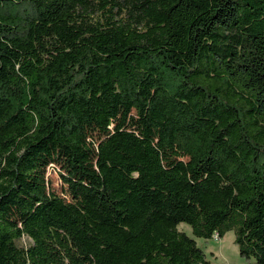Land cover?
Here are the masks:
<instances>
[{"label": "trees", "instance_id": "trees-1", "mask_svg": "<svg viewBox=\"0 0 264 264\" xmlns=\"http://www.w3.org/2000/svg\"><path fill=\"white\" fill-rule=\"evenodd\" d=\"M181 224L264 264V0H0V264H212Z\"/></svg>", "mask_w": 264, "mask_h": 264}, {"label": "rangeland", "instance_id": "rangeland-1", "mask_svg": "<svg viewBox=\"0 0 264 264\" xmlns=\"http://www.w3.org/2000/svg\"><path fill=\"white\" fill-rule=\"evenodd\" d=\"M47 179L50 190L61 197L67 198L65 185L61 183L55 168L50 167L47 170ZM178 228L194 238L212 264H251L250 261L239 256L237 246L233 242L234 234L231 231L227 232L221 239H218L216 235H213L210 239H203L193 236L191 229L185 224L179 225ZM22 242L27 245L25 238L22 239Z\"/></svg>", "mask_w": 264, "mask_h": 264}]
</instances>
